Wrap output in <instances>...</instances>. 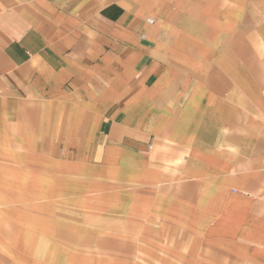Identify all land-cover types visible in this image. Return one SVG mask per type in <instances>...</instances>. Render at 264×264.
<instances>
[{"label":"crops","instance_id":"1","mask_svg":"<svg viewBox=\"0 0 264 264\" xmlns=\"http://www.w3.org/2000/svg\"><path fill=\"white\" fill-rule=\"evenodd\" d=\"M0 264H264V0H0Z\"/></svg>","mask_w":264,"mask_h":264}]
</instances>
